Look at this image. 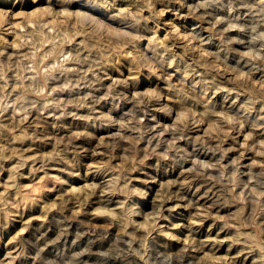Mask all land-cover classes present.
Returning <instances> with one entry per match:
<instances>
[{"label": "rangeland", "instance_id": "374dc122", "mask_svg": "<svg viewBox=\"0 0 264 264\" xmlns=\"http://www.w3.org/2000/svg\"><path fill=\"white\" fill-rule=\"evenodd\" d=\"M0 264H264V0H0Z\"/></svg>", "mask_w": 264, "mask_h": 264}]
</instances>
